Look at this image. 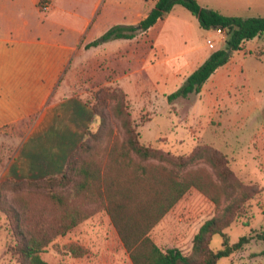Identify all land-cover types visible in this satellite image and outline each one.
Returning a JSON list of instances; mask_svg holds the SVG:
<instances>
[{
  "label": "crops",
  "instance_id": "1",
  "mask_svg": "<svg viewBox=\"0 0 264 264\" xmlns=\"http://www.w3.org/2000/svg\"><path fill=\"white\" fill-rule=\"evenodd\" d=\"M39 1L0 0V130L25 126L23 137L11 141V152L0 167V181H37L62 174L86 130L95 122L86 95L91 94L92 84L98 79V69L103 80L108 71L125 74L116 67L133 60L140 50L137 61L141 68H153L154 77H161L156 68L170 67L169 77L182 85L216 51L215 46L222 48L225 43V36L216 32V43L211 37L201 42L205 33L197 20L176 6L133 39L85 49L113 26H136L158 0H52L44 13L38 9ZM196 1L227 17H264V0ZM240 58L259 62L251 75L260 82L264 35L246 41L207 81L221 88L226 83L225 71L243 75L242 66L235 64ZM121 80L126 81L123 86ZM114 82L128 101L143 96L151 99V91L128 75H118ZM110 84L106 81L105 85ZM263 103V99L254 100L251 108L260 111Z\"/></svg>",
  "mask_w": 264,
  "mask_h": 264
},
{
  "label": "trees",
  "instance_id": "2",
  "mask_svg": "<svg viewBox=\"0 0 264 264\" xmlns=\"http://www.w3.org/2000/svg\"><path fill=\"white\" fill-rule=\"evenodd\" d=\"M176 6L186 9L201 29L224 31L225 43L185 79L180 89L167 96L169 104L177 98L199 93L211 75L228 64L232 54L241 50L246 41L264 35V17H227L202 7L196 0H158L136 26H113L85 49L117 39H133L168 16ZM125 97L121 89L105 88L95 94V103L88 101L95 122L86 130L59 177L0 181V199L4 190L21 192L29 187L48 190L43 205H32L22 197L15 201L16 207L0 200L11 234L8 250L16 255L19 264H49L41 257L44 249L94 215L98 207L108 215L131 264H217L221 258L243 250L253 239L251 235L242 236L231 244L225 233L241 218L249 220V202L256 195L252 187L235 182L227 157L207 148L186 156H174L144 144L125 112ZM108 99L118 101L114 113L120 118L126 140L106 147L98 162L87 141L99 138L104 115L98 111V104L105 105ZM201 159L214 168L218 182L188 173V168ZM150 160L162 166L150 169L141 164ZM55 185L58 188L53 191ZM190 189H196L214 204L213 217L195 234L189 255L176 248L158 247L150 237L151 230ZM215 235L222 238V248L217 251L210 247ZM256 238L264 241V232ZM66 250L73 257L86 254V250L75 243L67 245Z\"/></svg>",
  "mask_w": 264,
  "mask_h": 264
},
{
  "label": "rangeland",
  "instance_id": "3",
  "mask_svg": "<svg viewBox=\"0 0 264 264\" xmlns=\"http://www.w3.org/2000/svg\"><path fill=\"white\" fill-rule=\"evenodd\" d=\"M202 32L205 36L201 42L206 37H211L216 43V30ZM219 48L221 45L215 46L213 50ZM166 53H171V46ZM139 56L140 50L133 60L129 59L130 62L116 67L125 74H118L116 70L108 71L103 80L98 69V79L92 84L93 89L90 95H86V99L95 103V94L100 89H120L114 80L118 75H128L133 82L139 81L145 89L151 91L148 94L151 99L143 96L140 100L128 101L125 97V112L136 127L141 142L174 156H186L202 148L224 154L235 182L252 187L256 190V195L249 202V220L241 218L225 230L231 244L242 236L251 235L253 239L243 250L229 258H221L217 264H264V241L256 238L257 234L264 232V103L261 104L260 111L251 108L254 100H264V73L261 74L263 79L260 82H256L251 75L255 64L259 62L251 58L237 59L235 64L242 66L244 76L232 70H228V73L224 69V87L214 88L210 80L199 93L177 98L169 104L167 96L181 87L177 79L169 77L171 68L158 66L156 70L157 73L161 71V77H154L153 68L143 69L139 66ZM115 61L118 62L119 59H114ZM166 76L168 78L164 79ZM106 81L111 84L105 85ZM125 83L126 81H120L121 86ZM117 102L108 99L105 105L98 104V111L104 115V123L99 138L87 141L91 154H96L93 157L98 162L106 147L119 145L126 140L120 118L114 113ZM24 127L0 130V167L11 152V141L23 137ZM141 164L150 169L156 165L162 166L154 160ZM188 173L208 178L213 183L218 182L216 171L203 159L195 161L188 168ZM57 188L55 185L53 191ZM47 193L45 188L31 187L21 192L4 190L0 200L15 206V201L22 197L32 205H43L46 203L44 197ZM214 213V204L196 189H190L151 230L150 237L162 249L177 248L189 255L195 234ZM71 243L83 247L86 254L83 257H73L66 250V246ZM221 243V236L215 235L210 247L213 251L220 250ZM10 244V228L0 208V264H19L16 255L8 250ZM41 257L49 264H131L108 215L99 207L90 218L66 235L57 237L44 249Z\"/></svg>",
  "mask_w": 264,
  "mask_h": 264
},
{
  "label": "built area",
  "instance_id": "4",
  "mask_svg": "<svg viewBox=\"0 0 264 264\" xmlns=\"http://www.w3.org/2000/svg\"><path fill=\"white\" fill-rule=\"evenodd\" d=\"M51 3H52V0H40L39 4H38L39 11H41L43 13L47 12L51 7ZM216 33L221 35V36H225L224 31H222V30H216Z\"/></svg>",
  "mask_w": 264,
  "mask_h": 264
}]
</instances>
